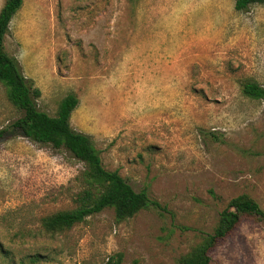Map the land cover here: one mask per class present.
<instances>
[{"label":"rangeland","instance_id":"374dc122","mask_svg":"<svg viewBox=\"0 0 264 264\" xmlns=\"http://www.w3.org/2000/svg\"><path fill=\"white\" fill-rule=\"evenodd\" d=\"M3 46L40 90L38 109L53 116L74 93L71 128L157 205L44 231L42 217L77 206L85 164L13 128L22 111L0 82V264H179L232 198L264 211V102L240 87L264 86V4L23 0ZM209 255L264 264V222L244 216Z\"/></svg>","mask_w":264,"mask_h":264},{"label":"trees","instance_id":"16d2710c","mask_svg":"<svg viewBox=\"0 0 264 264\" xmlns=\"http://www.w3.org/2000/svg\"><path fill=\"white\" fill-rule=\"evenodd\" d=\"M22 3L23 0H5L0 8V82L6 86L9 100L22 111V116L12 123V127L37 143L64 148L83 162V176L88 185L77 196L76 207L42 217L41 228L46 232L69 229L105 208H112L116 220L122 221L139 210L157 205L146 190L135 191L117 171L105 169L90 137L71 128L69 119L79 102L74 93L66 94L59 101L53 116L38 109L35 99L40 95V90L22 74L17 60L9 56L3 46L9 23ZM252 4H264V0H234V9L243 11ZM240 87L244 96L264 102L263 85L251 79H242ZM5 132L6 129H0V140ZM244 216L264 222V211L246 194L229 201L219 213L213 232L205 234L198 244L182 255L179 264H210V249L218 240L224 239ZM120 260V256L111 257L105 264H120Z\"/></svg>","mask_w":264,"mask_h":264}]
</instances>
